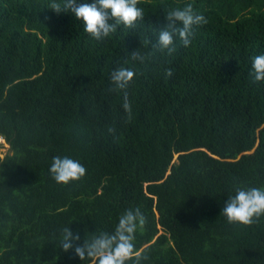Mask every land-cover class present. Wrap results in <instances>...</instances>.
<instances>
[{"label":"trees","instance_id":"trees-1","mask_svg":"<svg viewBox=\"0 0 264 264\" xmlns=\"http://www.w3.org/2000/svg\"><path fill=\"white\" fill-rule=\"evenodd\" d=\"M51 2L0 0V264H91L61 250L59 230L111 231L135 207L143 264H264V216L221 211L236 186L264 185V80L250 73L264 0H140L144 16L100 40ZM188 3L207 22L159 49L164 14ZM120 67L134 72L123 90ZM56 155L85 175L57 183Z\"/></svg>","mask_w":264,"mask_h":264},{"label":"clouds","instance_id":"clouds-1","mask_svg":"<svg viewBox=\"0 0 264 264\" xmlns=\"http://www.w3.org/2000/svg\"><path fill=\"white\" fill-rule=\"evenodd\" d=\"M139 3L140 0H52L50 8L71 12L82 23L85 32L100 40L114 33L119 25L131 27L142 18L144 9ZM164 20V26L156 36V45L172 52L178 41L188 46L194 26L206 23L207 17L188 3L168 10ZM132 57L141 63L145 60L138 51H132ZM250 73L254 81L264 80V53L252 57ZM133 75L131 68L120 67L112 71L110 79L115 89L123 90ZM168 75H171L170 69ZM123 107L131 111L126 96ZM49 172L57 183L68 184L84 176L86 168L78 159L56 155L52 157ZM221 211L229 223L256 222L264 216V185L236 186ZM145 222L140 207L127 208L118 215L111 231H92L82 239L80 232L68 224L59 230L56 242L62 251L72 250L81 261H91V264H143L145 256L136 246V236Z\"/></svg>","mask_w":264,"mask_h":264},{"label":"rangeland","instance_id":"rangeland-1","mask_svg":"<svg viewBox=\"0 0 264 264\" xmlns=\"http://www.w3.org/2000/svg\"><path fill=\"white\" fill-rule=\"evenodd\" d=\"M9 152V145L4 141V139L0 136V156H4V154Z\"/></svg>","mask_w":264,"mask_h":264}]
</instances>
